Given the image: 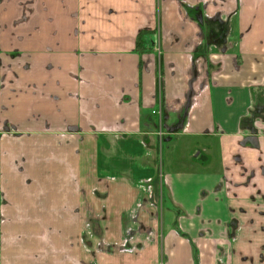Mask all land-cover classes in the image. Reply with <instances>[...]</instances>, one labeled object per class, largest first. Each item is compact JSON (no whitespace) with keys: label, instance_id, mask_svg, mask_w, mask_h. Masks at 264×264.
Wrapping results in <instances>:
<instances>
[{"label":"crops","instance_id":"obj_1","mask_svg":"<svg viewBox=\"0 0 264 264\" xmlns=\"http://www.w3.org/2000/svg\"><path fill=\"white\" fill-rule=\"evenodd\" d=\"M0 228V264H264V0H0Z\"/></svg>","mask_w":264,"mask_h":264},{"label":"rangeland","instance_id":"obj_2","mask_svg":"<svg viewBox=\"0 0 264 264\" xmlns=\"http://www.w3.org/2000/svg\"><path fill=\"white\" fill-rule=\"evenodd\" d=\"M182 2V1H181ZM183 6H185L186 4L185 3H181ZM159 156L161 157L160 159H161V161H160V165H162V158H164L165 159V157H166V151H165V147L163 148L162 147V143H161V148H160V154H159ZM213 156V152H212V150L210 149V151L208 152V157H212ZM1 229V228H0ZM0 235H1V233H0ZM1 237V236H0ZM1 240V239H0ZM1 257V256H0Z\"/></svg>","mask_w":264,"mask_h":264},{"label":"trees","instance_id":"obj_3","mask_svg":"<svg viewBox=\"0 0 264 264\" xmlns=\"http://www.w3.org/2000/svg\"><path fill=\"white\" fill-rule=\"evenodd\" d=\"M143 36V32H141L138 36V44L141 42Z\"/></svg>","mask_w":264,"mask_h":264},{"label":"flooded vegetation","instance_id":"obj_4","mask_svg":"<svg viewBox=\"0 0 264 264\" xmlns=\"http://www.w3.org/2000/svg\"><path fill=\"white\" fill-rule=\"evenodd\" d=\"M1 236V235H0Z\"/></svg>","mask_w":264,"mask_h":264}]
</instances>
